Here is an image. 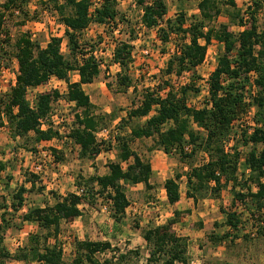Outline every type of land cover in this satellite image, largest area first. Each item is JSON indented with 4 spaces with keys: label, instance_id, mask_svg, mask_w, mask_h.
I'll return each instance as SVG.
<instances>
[{
    "label": "rangeland",
    "instance_id": "rangeland-1",
    "mask_svg": "<svg viewBox=\"0 0 264 264\" xmlns=\"http://www.w3.org/2000/svg\"><path fill=\"white\" fill-rule=\"evenodd\" d=\"M6 0H0L1 5ZM57 1V4L54 2ZM95 0H91L93 2ZM167 9L165 19L174 20L178 15L183 14L186 18L187 27L199 11L197 5L199 0H163ZM221 14L211 23L206 22L207 27L216 28L223 24L229 27L234 34L242 31L245 26L237 27L231 24L228 13H235L227 0H217ZM151 2V0H148ZM236 9L240 11L241 17L248 19V11L258 6L256 12L258 31H264V0H234ZM63 0H28L22 3L20 13L5 14L4 22L0 33V107L2 100L13 87V78L17 74L16 42L27 35L34 43L35 52L43 49L52 37L62 39L60 51L68 60L70 55L65 28L61 24L60 13L55 4L61 5ZM117 11L121 20L100 25L90 23L88 28L78 35L79 44L84 49H95V56L106 66L105 62L111 60L112 50L116 43L122 41L132 46V63L128 69L129 86L123 87L117 84L113 78L106 75V68H101L99 80L96 83H104L105 89H98V94H90L94 103L92 112L103 118L100 127L111 130L112 139L110 143H104L100 155L92 159L81 158L80 148L74 143L68 144L69 134L74 125L75 115L82 113L81 109L67 104H55L52 107V114L67 119L61 123L69 134H63L52 143H37L33 134L26 137H12V131L6 119L2 116L3 125L0 127V164L5 169L0 171V187L2 197L0 206L8 204L11 196L16 193L20 186L27 190L31 184H26L27 179L35 175V185L25 193V207L20 214L29 207L52 206L57 197H64L69 193H76L79 188L84 189L82 201L79 204L80 217L73 221H61L57 229H43L35 223H23L21 228H8L2 235V246L10 254L16 253L18 249L28 244L30 237L37 236L40 244H44L47 237V246L56 245L62 252V259L69 264L73 258L76 243L80 241H102L109 242L111 249L96 254L94 257L97 264H102L111 257L117 258L125 250L136 251L138 255L130 254L122 264H149L151 247L143 240L144 232L157 226L165 224L173 219L175 209L179 216L173 224L172 230L175 235L187 239V264H264V207L256 210L251 200L246 199L245 204L236 202L234 205L233 195L236 192H246L244 180L249 175V169L245 165V158L248 152L254 147L251 144H244L242 135L251 132L254 126V115L256 107L252 103V97L258 90L253 84L254 76L250 74L249 83L245 84L244 103L247 104V112L240 116L232 124L229 137L223 142V149L230 155L235 151L237 159V184L229 183L219 193L218 197L210 198V192L203 191L205 197L198 199L196 204L191 201L190 210L186 209L187 199H184L179 206H171L162 200L160 193L161 182L176 174L185 176L193 166H200L208 161V155L197 149L189 159L181 161L177 155H165L150 153L156 151V137L151 139H133L129 142L132 149L136 147L137 153L143 159L152 160L153 173L151 189H145L143 185H132L122 182V190L125 193L129 207L119 223H115L111 217L112 205L106 193H100L95 184L89 182L92 176L102 175L108 172L107 165L112 162L113 142L117 138L130 137L132 128L143 125L149 116L155 114L156 107L152 109L148 117L128 118L126 113L138 106L143 96L148 91L155 92L158 96H164L168 91L180 94L186 88V102L191 108L200 109L208 105L209 91L208 79L216 67L217 60L223 52L222 45L212 41L207 47L203 63L191 71L183 72L176 77L173 74L165 73L167 62L174 53L176 45L181 43L180 37L169 33V40L162 43L159 28L146 30L140 23L142 15L141 8L136 5L135 0H118ZM249 8V10H247ZM66 12V11H65ZM69 14V12H67ZM196 19V18H195ZM164 21L161 27H165ZM247 27V26H246ZM206 30V28H205ZM204 30V31H205ZM147 50L149 54L141 52ZM72 73L69 79H72ZM107 78H111L106 82ZM58 83L43 85L39 90L32 89L27 93V99L34 105L36 96L45 92H57L52 87ZM62 89V86H61ZM164 125L162 129H166ZM194 131L204 135V131L192 126ZM73 142V141H72ZM56 147V158L48 162L38 155V150ZM50 149H54V148ZM191 147V146H190ZM235 149V150H234ZM257 151L261 145L256 146ZM164 154V153H163ZM108 155V156H106ZM157 155V156H155ZM111 157V158H109ZM43 163L42 171L34 169L36 164ZM128 163H122L126 169ZM48 175H56L54 178ZM7 186L5 187V185ZM180 192H188L185 178L181 179ZM213 185V183H211ZM253 191L255 188L250 184ZM77 194V193H76ZM188 197V196H187ZM234 211L240 215V224L237 230L227 229L219 220L225 217V213ZM0 210V215L2 214ZM11 214V212H8ZM6 218H10L9 215ZM14 226L19 225L18 216H12ZM225 233L229 237L222 242H215L210 236H222ZM158 262L157 264H161ZM4 264H27L14 260L4 259ZM175 264H181L176 262Z\"/></svg>",
    "mask_w": 264,
    "mask_h": 264
},
{
    "label": "trees",
    "instance_id": "trees-1",
    "mask_svg": "<svg viewBox=\"0 0 264 264\" xmlns=\"http://www.w3.org/2000/svg\"><path fill=\"white\" fill-rule=\"evenodd\" d=\"M28 0H6L0 10V33L5 14H18L22 3ZM57 4V1H54ZM118 0H101L97 9L90 13L91 0H63L61 5L55 7L60 13L61 24L65 28L67 46L72 58L66 59L60 51L62 39L52 37L45 48L37 49L33 41L27 36H21L16 42L17 74L15 84L2 100L0 107V127L3 125L2 116L6 119L12 131V137H26L33 134L37 143H46L58 137L57 131L47 128L41 129V122L50 113L51 105L60 98L58 92H45L36 96L34 105H30L27 99V90L30 87L46 85L50 77H55L67 84V93L64 99L72 102L74 107L81 109L80 115H75L74 125L69 137L75 146L80 148L81 158L92 159L97 157L103 147L97 142L95 133L100 127L103 118L96 116L92 110L89 97L81 88L82 84H90L100 73L101 62L94 55L95 49H84L78 41V35L85 31L90 23L100 25L109 24L121 20L117 11ZM235 13H228V18L234 26L245 28L237 34L229 30L227 25L207 27L206 22L211 23L221 14L217 0H199L197 9L198 17L185 27V15L180 14L174 20L165 19L167 9L163 0H135L141 8L140 23L146 30L159 28L160 40L166 43L170 34L181 39L176 45L174 53L170 56L165 73L181 76L183 72L191 71L200 66L205 58L207 47L214 40L222 45L223 52L217 60L213 72L209 76L208 93L209 102L203 108H191L186 102V88L180 94L168 91L164 96H158L153 91L144 94L141 103L130 109L128 118L148 117L154 107L155 114L149 116L143 125L132 128L130 137L117 138L119 146V162H110L107 165L108 172L103 176H92L89 182L98 187L100 193H106L112 205L111 217L115 223L122 220L125 210L129 207V201L122 190V182L132 185L142 184L145 189H151L150 178L152 169L149 162L143 161L136 152L130 149L129 142L133 139L156 137V145L165 155H177L181 161L193 156L197 149H202L208 155V161L200 166H193L185 175L187 196L196 204L202 199L203 191L210 192V198L218 197L220 191L229 183L237 184V152L232 155L224 151L223 142L232 129V124L240 116L247 112V104L244 103L245 84L249 83V75L253 73V84L258 89L252 97V103L256 107L254 126L250 133L244 132L242 141L244 144L254 146L246 155L245 165L249 169V175L244 180L246 192L234 193L232 203L245 204L250 199L256 210L264 207V31H258L256 12L258 6L248 11V19L241 17L236 9L234 0H227ZM249 10V8L247 9ZM66 11V12H65ZM69 12V14H67ZM164 21L165 27H161ZM247 26V27H246ZM206 28V30H205ZM205 30V31H204ZM112 61L119 65L120 73L117 74V84L123 87L129 86L128 69L132 63V46L125 42H118L112 50ZM77 71L78 83H69L68 75ZM168 125L166 129H162ZM204 131L201 135L194 131L192 126ZM110 143V142H109ZM257 145H261L258 152ZM191 146L186 152L183 147ZM175 150V152L173 151ZM235 150V149H234ZM56 158V150L51 149ZM122 163H128L126 169ZM5 166L0 164V171ZM181 175L176 174L172 179L164 182V190L168 204L173 205L179 201V185ZM36 176L25 182L35 185ZM213 183V185H211ZM250 184L255 188L253 191ZM7 184L5 185V187ZM30 189V190H31ZM20 186L11 196L8 204L0 206V264L4 259L24 262L27 264H65L62 252L56 246H47L39 243L37 236L30 237L28 244L16 253L10 254L2 246V235L8 228H21L23 223H35L43 229H57L61 221H73L80 217L79 204L84 195L69 193L64 197H57L52 206L29 207L25 212L19 213L24 206V195L29 192ZM3 198L0 189V199ZM11 212V214H8ZM9 215L10 218H6ZM12 216H18L19 225L14 226ZM174 218L161 226L148 229L144 232L143 240L151 247L149 264H187V239L175 235L172 230L177 222L179 213L174 211ZM225 225L237 230L241 222L240 215L231 211L225 213ZM229 234L222 236H210L212 241L222 242ZM111 249L109 242L80 241L76 243L74 258L69 264H97L96 254ZM130 254L138 255L137 250H125L117 258L111 257L102 264H122Z\"/></svg>",
    "mask_w": 264,
    "mask_h": 264
},
{
    "label": "crops",
    "instance_id": "crops-1",
    "mask_svg": "<svg viewBox=\"0 0 264 264\" xmlns=\"http://www.w3.org/2000/svg\"><path fill=\"white\" fill-rule=\"evenodd\" d=\"M112 56V55H111ZM105 64H106V66H104V64L102 65V63H101V65H100V73H99V75L101 74V68H106V70H107V72H106V75L107 76H110L111 78H113L114 79V81H116L117 82V74H119L120 73V67H119V65L118 64H116V63H114L113 61H112V58H111V60L110 61H108L107 63L105 62ZM71 73H72V79H69V77L71 76ZM99 75L97 76L98 78H99ZM95 78L94 80H93V82L92 83H90V84H82L81 85V88H82V90L84 91V93L89 97V100H90V102H91V104L93 105L94 103L91 101V98H90V94H93V95H95V94H98L100 91L98 90V89H102L101 91H103V89H105V84L104 83H96V81L97 80H99L98 78ZM111 78H107L105 81L106 82H108V80L109 79H111ZM68 79H69V83H78L79 82V76H78V73H77V71H72V72H70L69 73V75H68ZM55 80H56V78L55 77H50V79L48 80V84L49 83H52V82H54V83H58L59 84V86H60V91L58 92L60 95H63V94H65V93H67V84L64 82V81H62V80H57L58 82H55ZM96 80V81H95ZM61 86H62V89H61ZM41 87H43V85L42 86H38V87H36L35 89L36 90H39ZM62 99H63V96L61 97ZM60 102V101H59ZM53 105V104H52ZM51 105V106H52ZM70 105L71 106H73L74 104L73 103H70ZM94 106V105H93ZM130 132V131H129ZM141 139H151V138H141ZM141 139H139V140H141ZM138 140V139H137ZM46 144H49V143H46ZM112 145H113V152L115 153V156H113V159L111 158V157H109V158H111L113 161L112 162H119V157H118V155H119V146H118V143L117 142H113L112 143ZM130 147V146H129ZM130 149L132 150V151H134V152H136L137 153V150H136V147L134 148V149H132L131 147H130ZM150 153H157V154H161L162 156H165V154H163V152L161 151V150H159L158 148L156 149V151H154V152H150ZM103 154V153H102ZM101 153L98 155V156H100V155H102ZM138 154V153H137ZM103 155H105V154H103ZM106 156H108V155H106ZM138 156L143 160V161H146V162H149L150 163V165H151V163H152V160H146V159H143L142 157H141V155L140 154H138ZM155 156H157V155H155ZM151 169H152V173H153V166L151 165ZM107 170H108V168H107ZM105 174H107V173H105ZM105 174H102V175H98V176H103V175H105ZM48 176H51V178L54 176H56V175H48ZM53 177V178H54ZM151 178H152V175H151ZM151 178H150V185L151 186H153V183L151 182ZM183 178H185V176H181L180 177V180L181 179H183ZM167 179H172V177H169V178H166V179H164L162 182H161V187H160V193H161V196H162V200H164V201H166L167 202V199H166V194H165V190H164V187H163V185H164V182H165V180H167ZM180 180L178 181V185H179V201L178 202H176L175 204H173V205H171V206H179V203H182L183 202V200L184 199H187V208L185 209H182L183 211L184 210H190L191 209V199L189 198V197H187V191H184V193H181L180 192V184H179V182H180ZM185 181H186V178H185ZM26 184H30L29 182H25ZM138 185H142V184H138ZM24 187V186H23ZM0 189H2L1 187H0ZM1 195H2V191H1ZM25 198V197H24ZM168 203V202H167ZM170 205V204H169ZM25 207V201H24V206L22 207V210H23V208ZM176 211H179L180 209L178 208V209H175ZM181 211V210H180ZM221 222H222V224L224 225V227H226L228 230L229 229H231V228H229L228 226H226L225 225V222H226V217H220V219H219Z\"/></svg>",
    "mask_w": 264,
    "mask_h": 264
},
{
    "label": "built area",
    "instance_id": "built-area-1",
    "mask_svg": "<svg viewBox=\"0 0 264 264\" xmlns=\"http://www.w3.org/2000/svg\"><path fill=\"white\" fill-rule=\"evenodd\" d=\"M101 3V0H95L92 2V5H91V8H90V13H93V11L95 9H97L99 7ZM96 53V52H95ZM94 53V55H95ZM143 55L147 56L149 54V52L147 50H143L141 52ZM253 76H255L253 73H251ZM13 80V86L15 84V77L12 79ZM58 79L55 80V82H58L57 81ZM48 84V83H47ZM36 87H30L28 88L27 90V93L32 90V89H35ZM54 90H57V92L60 91V88L57 86V85H54V87H52ZM60 95V94H59ZM66 95L63 94V95H60V98L57 99L53 105L51 106V110H50V113L49 115L44 119L42 120L41 122V129L44 130V129H47V128H51L55 131H57L58 133V137H55L53 138L51 141L49 142H46V143H52L53 141H55L56 139H63V140H66L67 138H60L63 134H68L69 132L65 129V127L63 125H60L61 123L63 122H66L67 119H64L62 116H58V115H53L52 114V107L55 105V104H67V105H70V103L72 102H67L65 99H64V96ZM63 96V99L61 98ZM60 101V102H59ZM31 105V104H30ZM32 106V105H31ZM74 106V105H73ZM95 137H96V140L97 142H99L101 144V146L104 144V143H109L110 140L113 138L112 137V133H111V130H109L108 128H100L97 130V132L95 133ZM69 143L68 144H71V143H74L72 142V140L68 139ZM45 143V142H44ZM75 146V145H74ZM53 147V146H52ZM52 147H48L49 149H39L38 150V155L45 158L48 162H53L55 157H54V154L52 153L51 149ZM103 147V146H102ZM55 150H60L56 147H53ZM183 150L186 151V152H189L190 151V146H185L183 147ZM175 152V150H173ZM43 163H39V164H36L34 166V169L36 170L35 172H39V171H42L43 170ZM77 194H82L83 193V188H79L77 191H76Z\"/></svg>",
    "mask_w": 264,
    "mask_h": 264
}]
</instances>
